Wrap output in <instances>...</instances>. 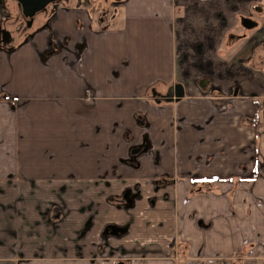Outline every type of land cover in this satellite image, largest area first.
Returning a JSON list of instances; mask_svg holds the SVG:
<instances>
[{
    "label": "crops",
    "instance_id": "0c3cea01",
    "mask_svg": "<svg viewBox=\"0 0 264 264\" xmlns=\"http://www.w3.org/2000/svg\"><path fill=\"white\" fill-rule=\"evenodd\" d=\"M115 5L0 43V264H263L264 0Z\"/></svg>",
    "mask_w": 264,
    "mask_h": 264
},
{
    "label": "rangeland",
    "instance_id": "374dc122",
    "mask_svg": "<svg viewBox=\"0 0 264 264\" xmlns=\"http://www.w3.org/2000/svg\"><path fill=\"white\" fill-rule=\"evenodd\" d=\"M72 1L74 2L75 0H72ZM82 1L89 2L90 6H91L90 12H91L92 18L95 19L96 21L98 19L100 26L106 27L107 21L106 20L100 21V19H103L105 17V12H107V14H111L112 12L114 13L116 11V8H117L115 4L117 2L122 1V0H82ZM56 3H58V2H56ZM52 4H54V3H52ZM49 5H51V4H49ZM0 13H1V16L6 15V17L8 18L7 20H5V22L1 28L0 35H2V31L5 30L8 33V37L12 36L13 44H18V42L21 41L24 38V36L26 35V33L29 32V30L31 29V28L28 29L30 26H27L26 20L24 19L23 15L21 13L20 6L18 5V3L15 0H1V2H0ZM255 14H257V13H255ZM255 16H257V15H255ZM234 30H235V32L246 31V29H244L240 23L237 24V26L235 27ZM8 40H9V38L7 39V41ZM3 96L4 95H2V97ZM170 103H171V101H170ZM174 113L176 114L175 110H174ZM174 117L175 118L173 120V124L176 127V125L178 123V119H176V115ZM134 148L135 147L132 144H129V145L125 146V151H122V150L118 151L117 150V152H116L117 161L116 162H122L128 166H132L129 163L132 162L133 160L134 161L136 160L135 163L139 164L140 161L138 159L137 154L132 153V150ZM133 166L135 167V164H133ZM117 169H118V167H116L114 171L118 172ZM54 208L57 210L58 205L57 204L54 205ZM41 220H42V217H40L39 221H41ZM263 264H264V261H263Z\"/></svg>",
    "mask_w": 264,
    "mask_h": 264
},
{
    "label": "water",
    "instance_id": "95a60500",
    "mask_svg": "<svg viewBox=\"0 0 264 264\" xmlns=\"http://www.w3.org/2000/svg\"><path fill=\"white\" fill-rule=\"evenodd\" d=\"M21 8V13L26 20L27 26H30L32 19L36 13L44 11L49 4L59 2L61 0H15ZM241 25L246 29H251L257 26V21L242 16L240 18ZM206 81H202L201 84L204 85ZM166 98L171 100L172 98L179 99L184 96V89L180 83L174 84L169 87ZM139 149L136 148L132 152L136 153Z\"/></svg>",
    "mask_w": 264,
    "mask_h": 264
},
{
    "label": "flooded vegetation",
    "instance_id": "af4514ba",
    "mask_svg": "<svg viewBox=\"0 0 264 264\" xmlns=\"http://www.w3.org/2000/svg\"><path fill=\"white\" fill-rule=\"evenodd\" d=\"M61 2H63V0L61 1ZM254 13H257V12H255L254 11ZM249 18H251V17H249ZM252 19V18H251ZM253 20H255L254 18H253ZM255 21H257V20H255ZM257 23H258V21H257ZM257 26H258V24H257ZM257 26H255L254 28H251V29H246V28H244L243 26V28L244 29H246V30H253V29H255ZM1 37H0V43L2 44V43H5V42H7V37H8V33L5 31V30H3L2 31V35H0ZM166 93L164 94V96H163V98L166 100H169L168 98H166ZM174 98H172L171 100H173ZM45 213H46V211H45Z\"/></svg>",
    "mask_w": 264,
    "mask_h": 264
},
{
    "label": "built area",
    "instance_id": "2783aa9c",
    "mask_svg": "<svg viewBox=\"0 0 264 264\" xmlns=\"http://www.w3.org/2000/svg\"><path fill=\"white\" fill-rule=\"evenodd\" d=\"M86 93L88 94V96H90V90H86Z\"/></svg>",
    "mask_w": 264,
    "mask_h": 264
},
{
    "label": "trees",
    "instance_id": "16d2710c",
    "mask_svg": "<svg viewBox=\"0 0 264 264\" xmlns=\"http://www.w3.org/2000/svg\"><path fill=\"white\" fill-rule=\"evenodd\" d=\"M256 109H257V106H256Z\"/></svg>",
    "mask_w": 264,
    "mask_h": 264
}]
</instances>
